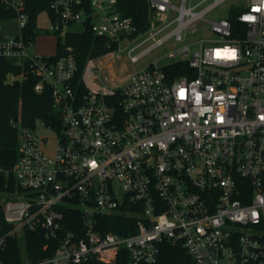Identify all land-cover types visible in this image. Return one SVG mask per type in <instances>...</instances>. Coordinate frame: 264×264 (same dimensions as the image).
Wrapping results in <instances>:
<instances>
[{
    "label": "built area",
    "instance_id": "2783aa9c",
    "mask_svg": "<svg viewBox=\"0 0 264 264\" xmlns=\"http://www.w3.org/2000/svg\"><path fill=\"white\" fill-rule=\"evenodd\" d=\"M207 1L148 0L140 30L117 0H51L47 33L89 26L131 61L180 43L168 64L81 89L73 46L62 40L55 57L31 50L25 0H0L21 27L0 30V59L22 68L6 81L38 76L35 89L50 85L63 123L56 131L42 121L57 133L51 147L37 125L18 121V159L8 167L0 153V264L11 239L38 228L47 238L62 233L59 246L34 260L20 244L16 264L112 263L120 254L124 264H154L165 241L184 243L194 264H264V0L218 20L207 14L226 0ZM198 30L201 38L184 42ZM70 209L82 235L65 221ZM120 211L136 217L134 227L105 230L100 218Z\"/></svg>",
    "mask_w": 264,
    "mask_h": 264
},
{
    "label": "trees",
    "instance_id": "16d2710c",
    "mask_svg": "<svg viewBox=\"0 0 264 264\" xmlns=\"http://www.w3.org/2000/svg\"><path fill=\"white\" fill-rule=\"evenodd\" d=\"M50 2L51 0H25L24 10L29 15L26 29L27 36L30 34L35 35L39 14L43 11L51 12ZM116 8L124 15L131 16L140 30L146 28L149 23L148 0H117ZM238 11V9L234 10L231 14L232 17L235 18ZM15 14L14 9L0 2V19L12 18ZM64 39L67 44L73 46L77 56L79 64L78 87L86 89L87 84L92 86L93 83L91 84L88 78L91 74L94 75L95 60L110 54L116 47L108 45L106 40L94 34L89 26L84 30L68 32ZM62 50V37L58 36L56 51L53 56L59 55ZM21 69L20 66L9 59H0V153L4 164L8 167H11L19 156V132L16 126L18 121L25 126L35 127L38 120H41L52 125L56 131H61L63 127L60 113L54 107L50 85L46 84L42 91H37L35 84L39 81V77L31 73H27L21 81L14 83L6 81L8 72H20ZM11 181L14 184L13 177ZM65 213L66 223L75 222L81 226L82 232L80 235H82V220L76 211L70 209L66 210ZM100 220L106 223L105 230H114L122 233H127L128 231L129 227L126 224L131 227L136 224V217L125 215L121 211L103 216ZM0 221L4 223L2 204H0ZM69 228L73 229L75 227L70 225ZM62 237L63 234L61 233L57 237L47 238L41 228L28 231L23 241L20 242V239L10 240L8 249L10 254H3L4 262L5 264H16L20 256V244L24 245L26 252L34 260L51 256L59 246ZM125 262L120 254L117 260L112 263L92 258L83 264H124ZM154 264H194V259L188 253L184 243L172 244L165 241L161 244L159 260Z\"/></svg>",
    "mask_w": 264,
    "mask_h": 264
},
{
    "label": "rangeland",
    "instance_id": "374dc122",
    "mask_svg": "<svg viewBox=\"0 0 264 264\" xmlns=\"http://www.w3.org/2000/svg\"><path fill=\"white\" fill-rule=\"evenodd\" d=\"M210 1L205 2L203 5ZM248 1L249 0H226L209 11L207 16L212 20H218L222 17H227L230 15V13H232V11L236 9L240 10L242 6H244ZM49 24L50 21L48 12H41L37 20L36 41L31 47V50L45 53H55L59 34H56L52 30L50 33H47L46 30L49 27ZM74 28L81 30L82 25L78 23L74 26ZM0 30L4 35H19L21 32L19 19L17 17L0 19ZM61 37L62 40H64V36ZM201 37L202 34L199 30L189 31L184 42H194ZM178 45H180V43L175 45L173 39L168 40L164 44L155 47L138 61L130 60L127 49L117 50L116 52L110 53L95 60L94 75L91 74L88 78V81L91 84L95 82L94 87L98 88V86H102L105 76L113 77L117 81H121L128 73L137 71L147 64L153 62L160 66L168 64L176 58L170 56L169 53ZM193 47H195V45ZM37 126L43 135L48 136L51 147L52 145L56 144L57 133L54 130L46 127L41 120H38ZM2 196H5V194L0 193V198Z\"/></svg>",
    "mask_w": 264,
    "mask_h": 264
},
{
    "label": "clouds",
    "instance_id": "9594fccd",
    "mask_svg": "<svg viewBox=\"0 0 264 264\" xmlns=\"http://www.w3.org/2000/svg\"><path fill=\"white\" fill-rule=\"evenodd\" d=\"M227 55L229 56V57H234V53H227Z\"/></svg>",
    "mask_w": 264,
    "mask_h": 264
},
{
    "label": "crops",
    "instance_id": "0c3cea01",
    "mask_svg": "<svg viewBox=\"0 0 264 264\" xmlns=\"http://www.w3.org/2000/svg\"><path fill=\"white\" fill-rule=\"evenodd\" d=\"M55 51H56V49H55ZM45 53V52H44ZM47 54H55V53H47Z\"/></svg>",
    "mask_w": 264,
    "mask_h": 264
}]
</instances>
